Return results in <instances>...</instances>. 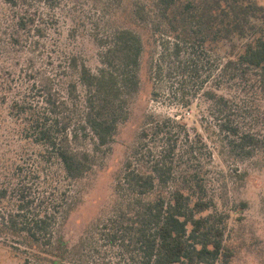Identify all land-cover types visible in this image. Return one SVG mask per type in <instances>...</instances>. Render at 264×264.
<instances>
[{"label":"trees","instance_id":"1","mask_svg":"<svg viewBox=\"0 0 264 264\" xmlns=\"http://www.w3.org/2000/svg\"><path fill=\"white\" fill-rule=\"evenodd\" d=\"M35 2L54 0H0V112L34 147L30 155L49 165V174L36 198L35 170L16 166L14 207L0 222V237L52 264H71L70 246L57 236L59 220L73 209L76 183L129 119L145 46L140 32L116 28L101 37L93 70L79 55L48 48L50 17ZM133 13L139 25L172 37L176 50L187 45L193 55L233 36L247 40L240 52L220 59L213 86H204L215 123L199 119L189 126L173 116H150L118 179L117 212L101 231L111 243L122 242L135 264H228L234 251L225 243L227 224L208 188L212 154L201 133L187 130H217L216 141L233 156L251 157L262 147L258 135L243 130L264 124V6L251 0H138ZM189 63L174 68L184 73L196 66ZM8 191H0V201Z\"/></svg>","mask_w":264,"mask_h":264},{"label":"rangeland","instance_id":"2","mask_svg":"<svg viewBox=\"0 0 264 264\" xmlns=\"http://www.w3.org/2000/svg\"><path fill=\"white\" fill-rule=\"evenodd\" d=\"M137 1L54 0L34 3L50 17L48 48L60 54L79 55L93 70L99 65L101 37L116 28L128 27L140 32L145 46L141 87L131 99L129 119L120 125L111 148L100 154L94 169L76 183L73 209L65 219L59 220L56 229L57 236L70 246L72 257L69 260L73 264H135L133 255L123 243H111L101 231V225L117 212L121 202L117 182L137 144L141 129L151 115L173 116L189 126L199 119L204 125L215 123L213 108L204 97V86H213L214 68L220 59L240 52L247 40L233 36V39L220 45L213 44L209 50L196 55L187 45L176 50L172 37L154 33L151 26L139 25L133 13ZM251 2L264 6V0ZM258 20L251 17L253 23ZM177 51L178 57L175 55ZM182 61L195 62L194 71L190 69L182 73L175 69ZM163 68L161 76L155 73L156 69L160 71ZM258 98H251L249 108L253 107L252 99ZM186 102L190 106H186ZM0 113V191L7 189L10 196L0 201L1 222L14 207L11 196L16 166L23 165L27 173L30 169L35 170L31 186L33 196L38 198L39 190L45 187L49 165L40 157L30 155L34 147L20 140L7 112ZM246 116L249 122L250 114ZM254 128L256 130L243 131L258 135L262 147L247 158L224 151L216 141L217 130H187L192 136L196 132L201 133L212 154L206 163L208 188L216 209L224 214L227 224L225 243L234 251L228 264H264V124ZM6 238L5 235L0 237V264H52L46 255L33 256L23 247L13 248Z\"/></svg>","mask_w":264,"mask_h":264}]
</instances>
